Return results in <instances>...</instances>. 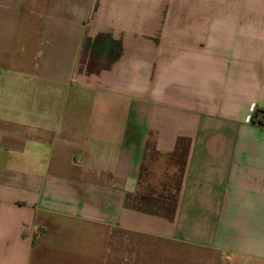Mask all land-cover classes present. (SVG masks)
Listing matches in <instances>:
<instances>
[{
	"label": "crops",
	"instance_id": "crops-1",
	"mask_svg": "<svg viewBox=\"0 0 264 264\" xmlns=\"http://www.w3.org/2000/svg\"><path fill=\"white\" fill-rule=\"evenodd\" d=\"M0 264H264V0H0Z\"/></svg>",
	"mask_w": 264,
	"mask_h": 264
},
{
	"label": "rangeland",
	"instance_id": "rangeland-1",
	"mask_svg": "<svg viewBox=\"0 0 264 264\" xmlns=\"http://www.w3.org/2000/svg\"><path fill=\"white\" fill-rule=\"evenodd\" d=\"M256 112H258V111H256Z\"/></svg>",
	"mask_w": 264,
	"mask_h": 264
}]
</instances>
